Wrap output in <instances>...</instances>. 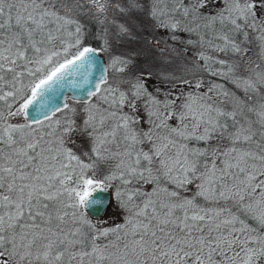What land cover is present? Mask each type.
Returning a JSON list of instances; mask_svg holds the SVG:
<instances>
[{
  "label": "snow or ice",
  "instance_id": "6c2138e0",
  "mask_svg": "<svg viewBox=\"0 0 264 264\" xmlns=\"http://www.w3.org/2000/svg\"><path fill=\"white\" fill-rule=\"evenodd\" d=\"M0 264H264V0H0Z\"/></svg>",
  "mask_w": 264,
  "mask_h": 264
},
{
  "label": "rangeland",
  "instance_id": "374dc122",
  "mask_svg": "<svg viewBox=\"0 0 264 264\" xmlns=\"http://www.w3.org/2000/svg\"><path fill=\"white\" fill-rule=\"evenodd\" d=\"M113 211H114V209H109L107 215H112Z\"/></svg>",
  "mask_w": 264,
  "mask_h": 264
}]
</instances>
